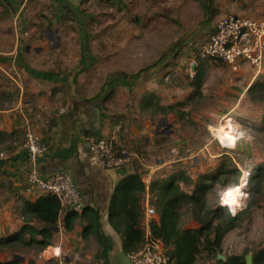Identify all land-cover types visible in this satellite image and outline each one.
I'll return each mask as SVG.
<instances>
[{
    "label": "crops",
    "instance_id": "crops-1",
    "mask_svg": "<svg viewBox=\"0 0 264 264\" xmlns=\"http://www.w3.org/2000/svg\"><path fill=\"white\" fill-rule=\"evenodd\" d=\"M204 3L208 4L207 10ZM93 4L89 0H0V237L19 231L25 224H45L27 204L49 194L27 187V172L32 163L23 143L29 130L39 133L48 147L37 163L40 173L48 176L59 169L71 172L86 206L99 212L101 226L109 224L114 230L110 219L112 197L123 178L137 174L144 182L145 189L139 191L141 224L152 226L160 220L154 193L158 184L178 178L181 188L191 192L198 176L216 169L209 166L198 176L188 174L182 164L188 163L191 156L179 151L167 156L163 150L171 137L177 140L175 126L166 120V125L161 121L157 126L145 118L136 121L140 108L157 105L156 101L161 99L157 96L159 91L162 96H169V92L159 90L165 84L158 81L139 88V72L147 66L138 58L146 54L145 60L154 59L179 37L184 40L183 47L173 60L187 55V43L194 44L190 47L193 56L216 30L221 17L238 14L264 19V0H94ZM94 19L111 26L98 36L113 38L112 60L106 56L107 46H91L95 34L89 22ZM150 36L145 53L141 55L142 50L138 55L131 39ZM128 40L131 56L127 59L122 53ZM122 71H127L128 78L122 77ZM116 72H120L118 77ZM232 75L234 85L242 87L240 91L234 90L239 93L237 100L246 94L257 99L253 94L264 84V66L258 69L246 64ZM11 78H16V87L19 86L12 105ZM169 101L165 102V110L171 105ZM160 117L164 119V115ZM262 120L261 129L264 116ZM88 134L114 137L120 145L133 149V160L122 167L103 168L86 138ZM175 149L178 150L173 146L172 150ZM222 153L221 150L216 154ZM185 177L192 181H185ZM188 183L192 189L186 188ZM148 200L157 210L150 220L145 215ZM65 214L60 213L55 227L52 244L55 242L56 246L51 244L45 251L65 248L77 256L79 247L84 245L83 230L88 222L79 218L75 228L68 231L64 226ZM192 219L190 224L198 225L188 227H198L200 222L194 216ZM103 235L106 246L104 231ZM105 246L101 248L105 250ZM18 255L24 259L17 258ZM0 258V264H13L9 263L12 260H19L20 264L38 263L27 260L23 254ZM66 260L72 264L70 255H66Z\"/></svg>",
    "mask_w": 264,
    "mask_h": 264
},
{
    "label": "rangeland",
    "instance_id": "rangeland-1",
    "mask_svg": "<svg viewBox=\"0 0 264 264\" xmlns=\"http://www.w3.org/2000/svg\"><path fill=\"white\" fill-rule=\"evenodd\" d=\"M93 3L94 1L91 2V4ZM159 13H162V11H159ZM89 27L95 34L91 40V46L93 48L94 46H107L106 51H109V53L106 56L112 60L115 47L112 41L113 38L98 36L103 35V29L111 26L104 24V22H97L94 19L89 22ZM96 36L98 37L95 38ZM151 38V36L147 38L139 37L136 41L131 39L132 44L137 46L138 55L142 50L141 55L145 53ZM173 40L154 59L145 60L144 56L146 54L141 56V59L138 58L142 64L144 63L147 66L139 74L142 77L139 88H146L151 86V81H158L159 84H165L159 90L163 89V91L169 92V96H162L159 91L157 96H160L161 99L156 101L157 105L140 108L139 117L135 116V119L138 121L145 118L152 126L159 125L161 121L162 125H166L165 122L168 121L172 123V127L175 126L178 138L176 140L171 137L163 150L167 156L176 155L177 151L181 155L191 156L188 163L182 164V169L189 172L188 174L198 176L201 171L206 172L205 170L210 169V167H217L223 154L231 155L235 166H238V168H249L252 171L245 187L244 180L240 183L242 171L239 178L240 184L238 183V185L234 184L233 175L230 176L227 184L218 182L215 188L209 191L208 202L213 206L217 203L226 204L233 214L242 213L238 225L229 230L224 236L222 250L218 254L224 255L226 259L234 254H244L246 252L247 254H253L259 247L264 246V177L254 178L258 166L264 163V129H261L259 125H262V117L264 116V91L258 93L259 97L257 99H253L246 94L241 100H237L239 93H235L234 90L240 91L242 87L237 88L234 85L235 82H232L234 70L221 61L200 55H196L198 72L194 78H191L187 73V64L192 58L190 49L192 45L185 44L187 50L185 54L187 55H182L181 58L174 61L173 57L183 47L184 40H181L180 37ZM203 40H200V42ZM124 46L126 49H124ZM129 46L130 40L125 41L122 54L127 59L131 56ZM171 62H173V65L168 67ZM119 73H115L116 77L119 76ZM126 73L127 71L121 73L124 79L128 78ZM199 77L202 78L203 83L200 91H197L193 83ZM130 79L133 81L132 78ZM10 80L12 82L9 97L12 105L19 93V86L16 87L18 84L15 81L16 78ZM167 101L171 102L170 106L172 107L165 110L168 106L165 103ZM158 102L160 103L159 107ZM161 115H164V119L160 117ZM228 122L237 129L238 138L235 145L227 144L216 133L217 128ZM178 143L179 145H177ZM117 144L119 147L133 152L132 148ZM173 146L178 150H172ZM221 150L223 151L222 154H216ZM213 171L207 170V172ZM186 188L188 190L192 189V185L188 183ZM229 192L232 193L231 196L228 195ZM193 212L192 205H185L182 208V226L198 225L190 224V220L194 216ZM102 229L108 240L105 250L101 248L97 237L91 235L85 239L84 245L79 247L77 256L62 247L59 255H51L52 250L45 251L49 246L41 249L38 244H25L24 242H16L2 247L0 256L7 259L15 254H23L27 260H35L38 262L37 264H71L66 260V255H70L72 264H111L110 254L113 250L122 248L123 236L121 232L114 230L109 224H102ZM52 245L56 246V243L53 242ZM164 248L165 250L168 249L167 247ZM195 264H216V255L203 248L198 254Z\"/></svg>",
    "mask_w": 264,
    "mask_h": 264
},
{
    "label": "trees",
    "instance_id": "trees-1",
    "mask_svg": "<svg viewBox=\"0 0 264 264\" xmlns=\"http://www.w3.org/2000/svg\"><path fill=\"white\" fill-rule=\"evenodd\" d=\"M203 5L207 10L208 4ZM193 84L197 91H200L202 78L199 77ZM262 91H264V84L260 85L253 97L258 98V93ZM262 128L264 129V125ZM231 175H233L234 184H238L241 169L235 166L231 155L223 154L216 169L213 172L201 174L191 192L181 188L178 178L169 183H160L155 187V205L160 220L152 224V234L168 248L166 251L173 257V264H195L203 248L216 255V264H247V252L228 256L226 260L217 257L222 250L224 236L238 225L242 213L233 214L229 211L228 205L220 203L213 206L208 202V193L218 182L227 184ZM261 177H264V163L258 166L254 178ZM184 179L187 182L192 181L190 177ZM144 189L145 184L140 176L131 174L120 181L112 197L110 219L114 228L122 233V248L128 254L138 251L145 239L144 225L141 224L143 209L139 195V191L142 192ZM27 204L36 217L45 224L41 227L25 224L19 231L0 237V249L16 242L38 244L41 249L52 244L55 227L58 226L60 217L59 199L53 194H47L41 200L27 202ZM185 205L193 206V215L200 222L198 227L181 225L182 208ZM79 218L88 222L83 230V237L86 239L94 235L100 246H105L99 212L87 206L80 213L68 211L64 216L65 228L68 231L73 230ZM9 263L20 264V261L12 260ZM253 264H264V246L253 252Z\"/></svg>",
    "mask_w": 264,
    "mask_h": 264
},
{
    "label": "built area",
    "instance_id": "built-area-1",
    "mask_svg": "<svg viewBox=\"0 0 264 264\" xmlns=\"http://www.w3.org/2000/svg\"><path fill=\"white\" fill-rule=\"evenodd\" d=\"M94 0H89V3ZM192 46L194 44H191ZM196 55L210 57L221 61L233 70H240L250 64L255 68L264 66V19L238 14H227L216 23V30L207 42L199 46L187 64V73L194 78L197 73ZM233 119V117H231ZM86 138L91 143V149L98 163L103 168L122 167L134 157V153L118 146L114 137H99L88 134ZM29 151L32 167L27 172V187L38 188L45 193L55 195L60 201V213L68 211L82 212L86 203L82 192L77 185L73 174L66 169H59L51 175L40 173L37 163L47 151V144L42 136L32 130L27 131L23 143ZM242 176L247 182L252 171L249 168L241 169ZM225 205V204H223ZM227 206V205H226ZM157 214V210L148 200L145 215L148 220ZM145 239L142 247L129 253L134 264H173L174 259L163 248L151 230V224H144ZM52 254L59 255L60 250H52Z\"/></svg>",
    "mask_w": 264,
    "mask_h": 264
},
{
    "label": "water",
    "instance_id": "water-1",
    "mask_svg": "<svg viewBox=\"0 0 264 264\" xmlns=\"http://www.w3.org/2000/svg\"><path fill=\"white\" fill-rule=\"evenodd\" d=\"M17 258L24 259L21 256H17ZM111 258V263L112 264H134L133 261L131 260L130 256L128 253H126L122 248L120 249H115L114 251L111 252L110 255ZM218 258H222L226 260V257L222 254H218ZM246 263L247 264H253V254L248 253L246 255Z\"/></svg>",
    "mask_w": 264,
    "mask_h": 264
},
{
    "label": "bare ground",
    "instance_id": "bare-ground-1",
    "mask_svg": "<svg viewBox=\"0 0 264 264\" xmlns=\"http://www.w3.org/2000/svg\"><path fill=\"white\" fill-rule=\"evenodd\" d=\"M219 128L216 129L217 130L216 133H218L220 135L222 140L225 141L229 145H235V143L237 141L236 139L238 138V136H237L238 133L236 132L237 131L236 127L233 124L228 122V123L224 124V126L219 127ZM241 178H242V180L240 179V183L244 180L243 183H245V185H244V187H245L248 184L247 178L245 176L241 177Z\"/></svg>",
    "mask_w": 264,
    "mask_h": 264
},
{
    "label": "snow or ice",
    "instance_id": "snow-or-ice-1",
    "mask_svg": "<svg viewBox=\"0 0 264 264\" xmlns=\"http://www.w3.org/2000/svg\"><path fill=\"white\" fill-rule=\"evenodd\" d=\"M228 195H229V196H231V195H232V193H231V192H229V193H228ZM226 202H228V201H226Z\"/></svg>",
    "mask_w": 264,
    "mask_h": 264
}]
</instances>
